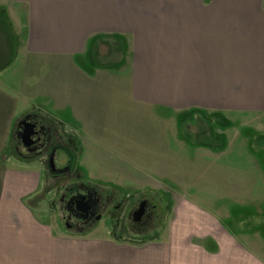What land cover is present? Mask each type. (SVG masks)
I'll use <instances>...</instances> for the list:
<instances>
[{"label": "crops", "instance_id": "0c3cea01", "mask_svg": "<svg viewBox=\"0 0 264 264\" xmlns=\"http://www.w3.org/2000/svg\"><path fill=\"white\" fill-rule=\"evenodd\" d=\"M193 112L185 128L202 115L231 123L216 131L224 148L188 143ZM32 114L56 125L62 146L73 141L83 169L171 195L156 240L64 229L47 197L54 181L16 152ZM113 124L169 132L124 152L105 142ZM259 137L264 0H0V264H264ZM205 181L231 202L197 200Z\"/></svg>", "mask_w": 264, "mask_h": 264}, {"label": "flooded vegetation", "instance_id": "af4514ba", "mask_svg": "<svg viewBox=\"0 0 264 264\" xmlns=\"http://www.w3.org/2000/svg\"><path fill=\"white\" fill-rule=\"evenodd\" d=\"M26 119L34 126L35 143L28 147L22 142L21 133L24 127L20 124L17 154L23 160L41 162L53 181L60 178L65 180L71 174V169L69 164H65L63 168L55 166L57 153L61 152L65 158L70 153L73 156L77 154L75 144L69 139L67 145L62 146L58 138V128L48 117L32 114L24 120ZM130 201L131 199L127 201L123 193L114 188L72 182L55 189L51 204L57 208L61 224L69 233L88 234L105 220V224L109 223L112 227L110 233L113 237L126 241H143L142 235L151 225L155 208L142 198L134 208V203ZM144 202V211L139 216Z\"/></svg>", "mask_w": 264, "mask_h": 264}, {"label": "rangeland", "instance_id": "374dc122", "mask_svg": "<svg viewBox=\"0 0 264 264\" xmlns=\"http://www.w3.org/2000/svg\"><path fill=\"white\" fill-rule=\"evenodd\" d=\"M151 125H155L151 124ZM115 124H113V130L112 134L109 137V135L104 136L106 139L105 142L108 144H113L114 148H116L117 145H121L120 150H123L126 152V144L127 143H137V146L139 147H146L149 144H153L154 139L157 137V134L161 133L163 134L164 132L168 133V129L165 131L161 127H151L147 131H141V129H138L135 127L133 131L129 130L125 124L119 125L117 124L116 127H114ZM214 133L216 134L217 128H213ZM210 129L206 121L200 117H197L193 122H191V125L185 128L183 133H187L191 136H193L196 140V142H204L207 139H210ZM141 139H144V144L142 143ZM186 139V138H185ZM188 141V139H186ZM189 144H191L188 141ZM263 146L264 144L261 143V139L259 140L258 138L255 140V146L257 147L258 145ZM77 148V147H76ZM129 150V149H128ZM150 148H148L147 156L153 154L150 153ZM129 154H133V151H129ZM70 153L69 157L67 156L66 159L65 157L60 158L59 162L56 163L55 166L58 168H63L65 164H69V167L71 169V174L68 175V177L63 180L62 178L60 179H55L50 191L48 192L47 197H53L55 189L58 188L59 186H64V184L67 183H72V182H85L86 184H91V185H96V186H101L105 188H114L117 189L118 191L122 192L123 195L126 197V200L131 199V203H134V207L139 203L140 199L146 200L149 205L154 207L155 209L153 210L154 213L151 218V225L148 230H145L146 233L142 235L144 237L145 241H154L157 239V234L158 231L160 230V227L163 225V223L166 221L167 217L171 216V202L170 198L171 195L168 194H163V193H158V192H153L150 191V189H147L146 191H141V192H132L133 188H126L124 186L118 185L116 186V182L113 181L110 177V171L109 169H101L98 171L96 174L91 171V168H88L89 164L86 163V170L80 167V156L78 154H73V156ZM150 157V156H149ZM68 161V162H67ZM42 164V163H41ZM83 164V162H82ZM94 164V163H93ZM104 166H101V168L105 167V163H103ZM135 163H133L134 165ZM151 165V163H150ZM84 166V165H83ZM106 168V167H105ZM83 169V170H82ZM98 174L97 177L100 179L97 180L96 175ZM70 178V179H69ZM116 180V179H115ZM111 181V183H110ZM117 182H120L119 179L116 180ZM208 181V180H207ZM89 182V183H88ZM116 183V184H115ZM202 189L206 190L203 191L204 193L202 194H196V199L199 200L200 202H215V203H224V202H231L232 198L230 197H222L221 194H216L213 195L211 192L207 193L208 191L211 190L210 183L206 182L202 183ZM131 190V191H129ZM188 197L187 195H184ZM169 198V199H168ZM193 198V196H192ZM49 199V198H48ZM195 199V198H193ZM177 201L180 200V198L176 199ZM52 210V209H51ZM52 218L50 220L54 221V223L57 225L58 222L56 221V212L55 210H52L50 212ZM111 226L108 224H105V220H103L95 229L94 231L88 233L86 236L87 238H99V239H105V240H110L111 238ZM116 239V237H114ZM153 238V239H152ZM123 240V239H122ZM132 243V242H131ZM143 243V242H142ZM134 244H139V243H134Z\"/></svg>", "mask_w": 264, "mask_h": 264}, {"label": "trees", "instance_id": "16d2710c", "mask_svg": "<svg viewBox=\"0 0 264 264\" xmlns=\"http://www.w3.org/2000/svg\"><path fill=\"white\" fill-rule=\"evenodd\" d=\"M196 113H190L188 115L185 116V118L183 119V127H182V136L186 139H188V141L192 144V145H198V146H202V147H206V148H211V149H222L225 146V141L222 140L221 138L217 137L215 135V133L213 132L214 129L213 128H217V129H227L229 127H231V123L225 119L222 115H212L211 117H207L205 115L203 116V119L206 121V123L209 126L210 129V139L205 140L204 142H196L195 138L187 133H183V131L185 130V124L192 119V117L195 115ZM263 137H259L258 139L260 140Z\"/></svg>", "mask_w": 264, "mask_h": 264}, {"label": "water", "instance_id": "95a60500", "mask_svg": "<svg viewBox=\"0 0 264 264\" xmlns=\"http://www.w3.org/2000/svg\"><path fill=\"white\" fill-rule=\"evenodd\" d=\"M21 125L24 127V130L21 133V140L26 146H30L31 144L35 143L34 142V136H35V131H34V126L31 124V122L26 119L24 120ZM30 142V143H27ZM146 205V202H144L142 208L140 209L138 215L141 216L142 212L144 211V206Z\"/></svg>", "mask_w": 264, "mask_h": 264}]
</instances>
